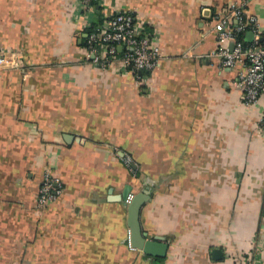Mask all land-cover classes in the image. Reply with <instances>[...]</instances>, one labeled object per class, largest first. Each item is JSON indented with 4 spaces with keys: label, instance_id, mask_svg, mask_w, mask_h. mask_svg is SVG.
<instances>
[{
    "label": "crops",
    "instance_id": "crops-1",
    "mask_svg": "<svg viewBox=\"0 0 264 264\" xmlns=\"http://www.w3.org/2000/svg\"><path fill=\"white\" fill-rule=\"evenodd\" d=\"M108 2L155 38L147 87L85 62L75 0H0V51L20 59L0 72V264H264V97L245 105L215 56L235 0ZM247 11L264 27V0ZM47 168L63 191L41 207ZM146 186L164 258L131 243L122 195Z\"/></svg>",
    "mask_w": 264,
    "mask_h": 264
},
{
    "label": "built area",
    "instance_id": "built-area-1",
    "mask_svg": "<svg viewBox=\"0 0 264 264\" xmlns=\"http://www.w3.org/2000/svg\"><path fill=\"white\" fill-rule=\"evenodd\" d=\"M249 1L235 0L226 13L218 16L215 30L220 49L215 56L225 69H242L235 86L242 92L244 104L255 106L264 97V27L256 16L248 14ZM74 22L81 27V33L86 34L82 48L85 62L121 76L132 74L141 87L150 84V73L159 64L161 52L144 20L108 0H75ZM249 32L254 39L246 42ZM19 68L16 52L0 51V72ZM258 130L264 137V112L258 120ZM123 160L125 165L131 166V158ZM62 191L59 177L47 168L39 195L40 206L56 201ZM133 198L132 193L126 204L130 205Z\"/></svg>",
    "mask_w": 264,
    "mask_h": 264
},
{
    "label": "water",
    "instance_id": "water-1",
    "mask_svg": "<svg viewBox=\"0 0 264 264\" xmlns=\"http://www.w3.org/2000/svg\"><path fill=\"white\" fill-rule=\"evenodd\" d=\"M251 41L254 38L252 33H249ZM86 38L84 34L83 38L79 40V45L82 44V40ZM249 41V42H251ZM122 156L124 154L122 153ZM134 167V166H133ZM132 194V188L126 187L122 198L127 200L128 196ZM151 199L150 187L146 186V189L138 194H134V198L129 205V227L131 232V243L133 248L141 250L144 254L148 256H154L157 258H164L168 250L167 244H163V238H156L154 241L149 240L147 234L143 233L141 224H140V215L142 208L148 203Z\"/></svg>",
    "mask_w": 264,
    "mask_h": 264
},
{
    "label": "trees",
    "instance_id": "trees-1",
    "mask_svg": "<svg viewBox=\"0 0 264 264\" xmlns=\"http://www.w3.org/2000/svg\"><path fill=\"white\" fill-rule=\"evenodd\" d=\"M86 39H83L82 45H80V48H83L85 46Z\"/></svg>",
    "mask_w": 264,
    "mask_h": 264
},
{
    "label": "rangeland",
    "instance_id": "rangeland-1",
    "mask_svg": "<svg viewBox=\"0 0 264 264\" xmlns=\"http://www.w3.org/2000/svg\"><path fill=\"white\" fill-rule=\"evenodd\" d=\"M125 164V163H124Z\"/></svg>",
    "mask_w": 264,
    "mask_h": 264
}]
</instances>
